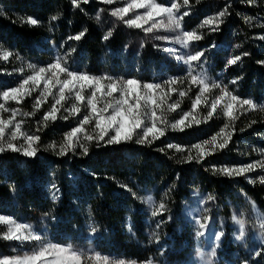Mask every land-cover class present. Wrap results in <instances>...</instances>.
Instances as JSON below:
<instances>
[{
	"label": "trees",
	"instance_id": "16d2710c",
	"mask_svg": "<svg viewBox=\"0 0 264 264\" xmlns=\"http://www.w3.org/2000/svg\"><path fill=\"white\" fill-rule=\"evenodd\" d=\"M159 1L179 3L181 11L189 12L184 22L191 23L189 29L203 37L199 42L204 43L206 51L207 76L234 89V95L264 106V64L258 63L264 61V39L259 38L264 36V1L256 0L249 5L247 0H234L224 6H219L222 1L217 0H189L188 5H183V0ZM217 7L227 8L218 30L212 31L209 25L199 27ZM94 11V7L83 2L74 7L71 0H0L3 13L0 15V45L13 53L8 60L0 56V85H4L3 79L20 65L50 61L63 45L74 48L75 56L81 55L88 69L98 73L106 41L102 39L104 34ZM57 14L58 19L52 22L49 31V18ZM29 16L40 24L21 23L20 17L26 20ZM245 16L253 17L250 23L244 22ZM253 26L258 28H250ZM84 29L87 31L82 39L76 41L74 47L68 46L67 38ZM239 38H242L240 43ZM228 41L240 45L235 55L245 52L249 55L242 56L241 61L225 71L230 58L225 49ZM17 54L21 59L16 58ZM174 68L169 63L163 73L169 77L174 74ZM234 79L235 84L231 83ZM150 80L149 77L146 81ZM207 111L199 115V125L193 124L182 132L169 131L151 144H137L136 139L111 145L87 142V155L77 147L75 152L63 156L57 155L58 148L54 151L41 144L35 158L6 151L0 154V213L41 223L54 242L85 245L92 239L99 248L138 260L145 259L142 253L148 246L165 245L171 252L190 249L193 238L184 226L182 209L195 192L211 194L214 208L223 216H229L236 208L249 214L247 196L264 212V183L259 177L253 175L250 180L255 183H249L244 176L228 177L212 171L213 166L222 168L245 163L247 154L244 152L242 156L238 150L259 146L264 152V110L261 107L242 109L238 119L230 125L232 135L225 149L206 156L201 162H185L189 150L196 155L192 145L210 139L224 125L217 112L205 122ZM47 128L42 132L43 139L50 144L63 141L65 130L59 128V122ZM169 143L179 145L184 151L168 149ZM161 148L165 151L161 152ZM52 184L59 189L55 201L51 198ZM121 185H127L136 197L151 196L157 203L163 202L166 211L152 217L149 205L133 197ZM92 227L97 229L95 233ZM154 228L158 231V240L149 234ZM8 244L0 238V254L12 253ZM256 259L264 264V250Z\"/></svg>",
	"mask_w": 264,
	"mask_h": 264
},
{
	"label": "snow or ice",
	"instance_id": "6c2138e0",
	"mask_svg": "<svg viewBox=\"0 0 264 264\" xmlns=\"http://www.w3.org/2000/svg\"><path fill=\"white\" fill-rule=\"evenodd\" d=\"M74 7H79L81 2L88 3V0H71ZM104 4L112 5L116 0H102ZM123 6L116 7L110 11V15L116 19L122 21L129 28L142 29L144 33L150 34L157 29H166L170 32L177 33L173 37L168 36H155L156 40H163L168 42H175L182 48H189L192 42L199 41L203 37L197 33L196 30L183 31L182 20L187 12L181 15H177L181 5L179 3H171V6L158 3L157 0H122ZM249 5L255 4L256 0H247ZM189 0H183V5H188ZM143 10L142 12L138 10ZM83 11V9H81ZM103 9L97 11L95 19L100 21V13ZM227 8L220 11L215 16H208L199 27L203 28L205 25H209L212 31L218 30L220 24L223 23V17L226 15ZM3 13L0 12V15ZM129 14L131 18L125 19ZM160 18V19H157ZM58 19V14L49 18V31L52 30V22ZM246 24L250 23L253 17H243ZM21 23H27L30 26H38L40 21L29 16L25 18L20 17ZM146 25H149L146 27ZM87 29H84L78 34L70 35L67 40L80 41L86 34ZM114 28H110L103 36L102 39L107 41L113 35ZM264 39V36L259 37ZM144 45L141 44V47ZM155 47V45H154ZM210 47H215L211 45ZM240 45H236L239 48ZM166 51H179V49H164ZM2 51V49H0ZM75 49L71 48L64 56L57 55L54 62L48 63L46 67H37L33 64H28V69L32 70V74L28 75L17 87L9 88L3 92H0L4 101H16L17 103L25 96L32 95L34 90L40 89L43 84V89L40 90L39 95L36 97L33 104L34 110H39L43 100H47L49 96L53 97L54 103H52L49 110L45 113L42 122L46 125L49 120L56 121L60 109L64 107V102L68 99L73 100L70 108H65L64 111L67 115L60 117L63 120H68L69 116H78L81 112V106L85 107L88 112L78 121L77 126L73 127L71 131L64 134V139L59 145L57 155H66L68 152H75L77 147L82 150L83 155H87L89 152L88 147L81 140V134H83V140L89 143L95 142L99 145L101 142L111 145L120 144L132 141L136 139L137 144H151L154 141L163 137L168 129L173 131H184L186 128H190L195 125H199L201 120L194 116L192 113L197 107L204 103L208 106L207 115L204 117V121L207 122L216 113L217 108L220 107L223 110V115L226 116L230 123H234L238 116L236 111L238 109L248 110L261 107L264 110V106H258L252 99H242L240 96L234 95L228 91L227 85L221 86L217 82H208L206 74L196 73L193 75L194 62L201 61L204 57V50L197 51L195 53H189L187 55H178L175 58L182 61L188 66V75L192 84L199 85V92L192 102V111L185 112L181 118L175 123L167 121L164 115L163 106L167 104V99L172 92H177L176 88H170V92H165V86H171L176 84L180 79L179 77H172L161 83H141V81L131 78L124 79L123 77L117 79L108 75L94 76L85 72L71 71L66 65L67 57ZM249 53L245 52L241 55H235L226 61L225 71L228 66L235 65L242 60V56H248ZM13 56L10 51H3L2 59L8 60ZM17 59H21L19 55ZM260 64H264V61H258ZM61 75L66 78L61 79ZM239 79V78H237ZM105 81H108L105 83ZM236 79L231 83L235 84ZM53 89H57L54 93ZM212 89H220V94L212 99L211 104H207V97L204 96L206 92ZM87 92L88 95L84 93ZM66 93L68 95H66ZM119 95H116V94ZM179 96L183 98L186 92L179 91ZM203 98V99H202ZM179 101L173 104L167 105L169 110H175L179 107ZM59 106V107H57ZM244 106H248L245 109ZM109 110H111L109 112ZM157 110H160V116L157 115ZM0 111H9L5 108L4 103H0ZM11 116L5 120L0 118V154L6 151H12L21 153L25 157L35 158L40 148L37 146L40 140L39 135H29L21 131L23 121L15 122V117L18 114L24 116L35 115V111L32 113H19L18 109H11ZM191 117V118H190ZM93 133L89 134L85 130L86 125L93 124ZM230 123H225L220 131L213 135L210 139L204 140L201 143L192 145V149L196 150V155H192V151L189 150L188 155L184 157L185 162H191L196 160L201 162L206 156L212 155L219 150H223L227 147L230 139L231 132H225L230 127ZM252 123H255L253 121ZM12 128V131L6 136V130ZM234 131V129H233ZM243 131V130H242ZM222 137V142L217 143V137ZM22 138L23 143L17 144L14 141ZM107 138V139H106ZM52 150H56L57 145L55 142L48 145ZM168 149H175L177 152H183L179 145L169 143L166 145ZM161 152L165 149L161 148ZM259 166L264 168V163L257 161L256 163H250L247 165H239L235 167H222L216 168L213 166V172H219L220 174L228 177L244 176L246 173L254 171ZM94 175V174H93ZM260 182L264 183V176L260 177ZM249 183H255L249 179ZM125 190L129 191L131 195L137 199H143L150 207V215L152 217L160 216L166 211V205L163 202L157 203L151 196L146 199L136 197V193L132 192L127 185H121ZM51 198L53 201L58 199L56 193L59 191L55 184H52ZM167 196V192L164 194ZM207 200H214L211 194H208ZM252 208L256 211V205L254 202H250ZM205 211H207L205 209ZM242 216V214H241ZM258 219L256 224L259 226L260 236L264 238V215L257 212ZM171 219V217H169ZM232 220L239 226L238 228V240H243L246 236V221L245 219L232 216ZM161 221L160 223H162ZM210 218L203 216L196 218L194 223L196 225V236L202 237L208 231ZM0 225H6V231L0 235V238L7 241H16L23 245L25 242H35L31 252H24L23 255L4 256L0 258V264H126L124 260H110L107 256H101L98 252L89 250L87 252L83 250H76L71 245L63 246L47 241L45 237L37 234L33 227L29 224L17 223L12 216L0 215ZM157 228L160 224L158 223ZM91 231L95 233L97 229L91 228ZM224 235L223 231L214 234L215 241L219 242ZM154 239H158L155 232L152 233ZM264 244V239L261 240ZM215 248L212 249L211 256H215ZM203 257V253H200ZM255 255H260L257 251ZM128 264H137L136 260L128 262ZM141 264H155L154 260L148 258L142 261ZM242 264H248L247 261H243Z\"/></svg>",
	"mask_w": 264,
	"mask_h": 264
},
{
	"label": "rangeland",
	"instance_id": "374dc122",
	"mask_svg": "<svg viewBox=\"0 0 264 264\" xmlns=\"http://www.w3.org/2000/svg\"><path fill=\"white\" fill-rule=\"evenodd\" d=\"M217 1H222V3H220L219 6L221 5L224 6V4H229L234 0H226L227 3H224V0H217ZM157 2L164 4L166 6H171V4H165L160 2L159 0H157ZM84 4L85 5L89 4L90 7L95 8V11L93 13L94 17H96L98 10L103 9V11L100 13V21L97 23L100 25L103 34H105L110 28H114L113 35L110 39L106 41V50L102 56L101 62L99 63L98 73H92V71H90L87 65L85 64V61L83 60L82 56L81 55L75 56L74 52L68 55L67 63L65 66H67L71 71L85 72L94 76H103L106 74L108 76L117 79L121 77H123L124 79L134 78L141 81V83H161L163 85L164 81L168 80L169 78L179 77L180 79L177 81L176 84H173L171 86H165L164 90L166 93L170 92V88L173 87L177 89V92H172L170 97L167 99V104L163 106L164 115L166 116L168 122L175 123V121L181 118L183 113L192 111L191 105L196 95L199 92L200 86L191 83L190 76L188 75V71H189L188 66L185 65L182 61L177 60L175 57L178 55H187L189 53H195L201 50H204V52H206L203 42H199V41L192 42L189 45V48L185 49L182 48L180 45L176 44L174 41L168 42V41L154 39L155 36H168L171 38L177 34L175 32H170L166 29H157L154 30L153 33L146 34L143 32L142 29L127 27L122 21L110 15V11L112 9L123 6L122 0H116V2L113 3L112 5L104 4L102 0H88V3H84ZM215 10L216 12L212 13L210 16H215L220 11H223L222 8L218 9V7L215 8ZM138 11L142 12L143 10L141 9ZM184 12H187L189 14L188 11L179 10V12H177V15H181ZM131 15L132 14H129V16L125 17V19L131 18ZM186 16L187 15L183 17V20L181 22L182 30L191 31V29H189L191 23L186 24L184 22ZM147 26L149 25H146V27ZM255 27L257 26H253L250 28H255ZM238 40L240 43L242 41V38H239ZM75 42L76 41H69L68 46L74 47L76 45ZM141 44H143L144 46L141 47ZM236 45H238V43L235 41H228L227 43V47L225 49L229 53L230 58L232 56H235L236 52H238V48H236ZM0 49H2V51H0L1 57L3 55V51H9L8 49L2 47L1 45H0ZM164 49H173V50L179 49V51L169 52ZM69 50L70 48L63 45L61 48L56 50L55 56L50 61L41 62L39 64L36 63L33 65H36L37 67H46L48 63L54 62L55 57L57 55L64 56L66 53L69 52ZM204 57L201 58V61L194 62L193 64L194 71L192 73L193 75H195L196 73L206 74L204 68L205 67ZM143 61L145 64L142 65ZM169 63H172L175 66V68L173 69L174 74L167 77L166 72L165 73L163 72L165 71V68L168 66ZM28 64L31 63L25 64L24 67H21L20 65L18 70L15 69L12 73L7 74V77L3 79L5 81L4 85H6L7 87H4V85H0V92H3L12 87H17L22 82L23 79H25L28 75L32 74V70L28 69L27 67ZM148 76L151 78L150 81H146L147 78H149ZM60 78L64 79L66 77L61 75ZM207 78L209 83L217 82L215 78H210L209 76H207ZM107 82L108 81H105V83ZM42 89H43V84H41L40 89L34 90L32 92V95L23 97V99L20 100L19 103H17L16 101H4L2 96H0V103H4L5 108L9 109V111H0V118L7 120L11 116V111H10L11 109H18L19 113H25V112L32 113L33 111H35V115L24 116L22 114H18L15 117V122L23 121L21 126L22 132H25L29 135L35 134L40 136V140L37 145L38 147L41 144L44 146L50 145V141H46V139H43V135H42V132L48 129L47 127L52 126L53 123L59 122V128L65 130V132L63 133L65 134L71 131L73 127H76L78 121L81 120L83 116L88 112V110L85 107L81 106V112L78 116L75 117L69 116V119L66 121L61 119L60 117H62L63 115H67L64 109L70 108L71 104L74 102L73 100L68 99L66 102H64V107L60 109L57 120L56 121L49 120L45 125L42 122L43 117L51 107L52 103H54V100L52 96H49L47 100L42 101L39 110H34L33 104L35 102L36 97L39 95L40 90ZM179 91L186 92V95L183 98H181L178 94ZM228 91L233 93L234 89L228 88ZM53 92L56 93L57 89H53ZM84 94L88 95L87 92H85ZM219 94H220V89H212L209 92H206L204 96L207 97V104L210 105L212 99H214ZM66 95L68 94L66 93ZM116 95L119 94L117 93ZM176 101L180 102L179 107L175 110H169L167 108V105L173 104ZM244 108H248V106H244ZM206 109L209 110L208 106L205 105L204 103H201L197 107V109L193 111L192 114L199 118V115L203 116V112ZM241 110L242 109H238L236 111L235 113L236 116L238 115V112H240ZM110 111L111 110H109V112ZM216 112L218 116H221L223 118L224 124L230 123L228 118L223 115L222 108L218 107ZM157 115L160 116V110H157ZM231 124L232 123H230V125ZM93 127H94V122L93 124L86 125L85 130L89 134H94ZM11 131L12 128H8L6 130V136ZM169 131H173V130L168 129L166 133ZM225 132H231V127L226 129ZM217 133H215V135ZM61 140L63 139L61 138ZM81 140L82 142L87 143V141L83 140V134H81ZM14 142L19 145L23 143V139L20 138ZM219 142H222V137L220 136L217 137V143ZM55 144L59 149V145L61 143H55ZM260 148L261 147L258 146V148L252 147V149H247V151L238 150V153H240L242 156L244 152L247 154L246 157L247 161L239 165H247L250 163H256L257 161L264 163V152H262ZM250 155H252V157ZM255 156H257V158ZM231 167H235V166H231ZM253 175L259 178L261 176H264V168L257 166L254 171L246 173L244 177L246 179H250ZM246 199L249 202L251 208L249 214L245 212L243 209L236 208L232 210L229 216H223L219 212H217V210L214 208V204L212 203V201L207 200V196H205L204 193L195 192V194L186 202V204L182 209V214H183L182 219L184 226L185 228H188V232L190 236L193 238L191 248L182 249L181 251L176 250L174 252H171L170 250L172 249L170 250L167 249L165 245H161L157 248L148 246L145 248V251L142 253L144 256H146L144 260H138L136 258H131L127 256L115 255L114 253L108 252L103 248L97 247V245L95 244L94 241H92V239H90L89 243L85 245H77L70 242L57 243L49 238L47 227L42 226L41 223H37V222L35 223L20 216L17 217L13 214H10L9 216H12L17 223L31 225L33 227V230L37 234H40L43 237H45L47 241H50L55 244H60L66 247L68 245H71L74 249L83 250L85 252L92 250L93 252L100 253L101 256L109 257L110 260L122 259L126 262V264H128V262L132 260H136L137 264H141L142 261H145L148 258L153 259L155 264H239L241 261H247L248 264H260V261L256 259L259 255L257 256L255 255V253L257 251L261 252L264 250V244L261 243V240L264 238L260 236L259 226L258 224H256V221L258 219L257 212L262 215H264V212L258 206L255 200L249 198L248 196ZM250 202L255 203L256 211L253 210L252 204ZM205 209L207 211H205ZM234 214L237 215L238 217L245 219L246 221V236L243 240H238L236 238L238 235L239 226L232 220V216ZM0 215H8V214L0 213ZM203 216H207L210 218L208 231L204 236L197 237L195 234L196 225L194 221L196 218H200ZM6 228H7L6 225H0V235H2L4 231H6ZM221 230L223 231L224 235L221 237L220 241L217 242L214 239V234L220 232ZM153 232L158 234V231L155 228L151 229L149 234L152 235ZM226 233H228V235L226 236V240L223 242V238ZM157 240L155 241V243L158 242ZM8 243H9L8 246L9 248H11L12 253L0 254V258H3L4 256H13L18 254L23 255L24 252H31L33 247H35V242H31V243L25 242L23 245H21L19 242L16 241H8ZM232 244H236V246H233ZM213 248H215V253H216L215 256H211V252ZM200 253L204 254L203 257L200 255ZM93 264H95V262H93Z\"/></svg>",
	"mask_w": 264,
	"mask_h": 264
}]
</instances>
